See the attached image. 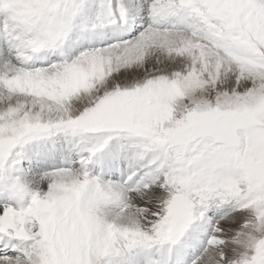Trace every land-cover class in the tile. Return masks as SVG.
Wrapping results in <instances>:
<instances>
[{
	"label": "snow or ice",
	"instance_id": "snow-or-ice-1",
	"mask_svg": "<svg viewBox=\"0 0 264 264\" xmlns=\"http://www.w3.org/2000/svg\"><path fill=\"white\" fill-rule=\"evenodd\" d=\"M0 264H264V0H0Z\"/></svg>",
	"mask_w": 264,
	"mask_h": 264
}]
</instances>
